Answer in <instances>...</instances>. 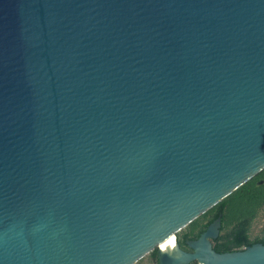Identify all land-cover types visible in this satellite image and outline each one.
Masks as SVG:
<instances>
[{
	"label": "water",
	"instance_id": "1",
	"mask_svg": "<svg viewBox=\"0 0 264 264\" xmlns=\"http://www.w3.org/2000/svg\"><path fill=\"white\" fill-rule=\"evenodd\" d=\"M262 169L264 0H0V264H264L175 235Z\"/></svg>",
	"mask_w": 264,
	"mask_h": 264
},
{
	"label": "trees",
	"instance_id": "2",
	"mask_svg": "<svg viewBox=\"0 0 264 264\" xmlns=\"http://www.w3.org/2000/svg\"><path fill=\"white\" fill-rule=\"evenodd\" d=\"M263 209L264 169L176 233L177 243L185 249L189 240L197 239L220 217V233L212 241L216 252L237 251L258 242L264 244V237L250 236L252 223ZM150 258L158 263L157 248L150 252ZM188 264H196V261Z\"/></svg>",
	"mask_w": 264,
	"mask_h": 264
},
{
	"label": "rangeland",
	"instance_id": "3",
	"mask_svg": "<svg viewBox=\"0 0 264 264\" xmlns=\"http://www.w3.org/2000/svg\"><path fill=\"white\" fill-rule=\"evenodd\" d=\"M180 231L181 230H179L178 232ZM250 236L252 238L264 237V209L259 213L257 218L252 223ZM135 264H156V262L150 258V252H149L146 255H144L141 259H139Z\"/></svg>",
	"mask_w": 264,
	"mask_h": 264
},
{
	"label": "flooded vegetation",
	"instance_id": "4",
	"mask_svg": "<svg viewBox=\"0 0 264 264\" xmlns=\"http://www.w3.org/2000/svg\"><path fill=\"white\" fill-rule=\"evenodd\" d=\"M183 250H185V251H187V252L191 251V249H190V248H188V246H186V248H185V249L183 248Z\"/></svg>",
	"mask_w": 264,
	"mask_h": 264
},
{
	"label": "bare ground",
	"instance_id": "5",
	"mask_svg": "<svg viewBox=\"0 0 264 264\" xmlns=\"http://www.w3.org/2000/svg\"><path fill=\"white\" fill-rule=\"evenodd\" d=\"M158 248H159V246H158Z\"/></svg>",
	"mask_w": 264,
	"mask_h": 264
}]
</instances>
